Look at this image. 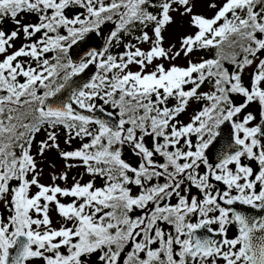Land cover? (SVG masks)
<instances>
[{"label":"snow or ice","instance_id":"1","mask_svg":"<svg viewBox=\"0 0 264 264\" xmlns=\"http://www.w3.org/2000/svg\"><path fill=\"white\" fill-rule=\"evenodd\" d=\"M194 7V0H0V21L16 25L0 29V264H264V215L235 207L264 210V0H212L211 17ZM173 12L196 29L175 52L162 35ZM22 13L36 22H22ZM108 23L114 27L98 50L91 37ZM133 29L149 49L128 42L113 55V42ZM21 33L28 42L17 48ZM73 46L81 49L75 60ZM196 49L215 56L187 67L154 63ZM90 66L89 81H73ZM252 103L257 112L245 111ZM191 104L188 120L180 119ZM59 126L66 144L73 135L88 142L60 148ZM126 145L137 166L122 158ZM52 149L65 168L81 161L103 184L73 178L62 187L56 181L67 182V171L42 183L36 157ZM233 224L238 234L229 239Z\"/></svg>","mask_w":264,"mask_h":264},{"label":"rangeland","instance_id":"2","mask_svg":"<svg viewBox=\"0 0 264 264\" xmlns=\"http://www.w3.org/2000/svg\"><path fill=\"white\" fill-rule=\"evenodd\" d=\"M212 2V0H194V12L203 14L207 17H211L214 15L215 9H211L208 7L209 3ZM218 3H223V0H217ZM183 9L181 8V11ZM174 17V23H171L167 25L162 33L163 35V46L168 49L172 48V52L177 51L180 46H181V40L184 36L190 35L195 33L196 29L192 26L189 25V17L188 16H182L180 15V12H173L172 13ZM24 23H30L34 20L33 17L25 14L22 15ZM16 25L12 27L7 28L4 26V29L6 32H10L11 30H14ZM102 34L105 36L107 30L102 29ZM152 35V34H151ZM22 37L23 34L21 33L20 37L15 40V46L18 48L22 44ZM175 47H172V46ZM138 47H141L142 50H148L150 47L149 43H144L140 44ZM71 52V51H70ZM71 55V53H70ZM202 54L197 51H193V53L189 54L188 56H185L183 52H181V55L177 57L175 60L168 61V60H157L154 61V63H163L165 67H168L170 64H176L178 66L182 67H187L189 60L192 62H199L201 59ZM132 70L136 71L138 68L136 66H131ZM255 70V64L252 66H249V69L245 72L244 76V82L247 84V82L250 80V74ZM240 99V98H238ZM197 107L196 104H191L190 107L187 109L186 113L182 114L180 119L187 121L189 115L192 113L193 109ZM258 110V105L256 103H252L249 105V107L245 111H252V112H257ZM147 140V139H146ZM68 144L65 143V146ZM71 147L74 146V143L69 144ZM36 149L34 150L35 154ZM135 155L132 153L130 150L128 153L125 155V160L129 162L131 165L135 166L136 162L134 160ZM38 161V170H42V175H41V182L45 184H50L52 183L51 176L52 175H59L61 172L67 171L69 180L67 182L57 180L56 183L60 184L62 187L63 186H71V184L74 182L73 178L75 180L80 181L81 183L87 181L86 175L83 173L82 169L78 164H72L73 167L71 168H65V161L60 158L58 151L55 149H52L50 151H47L44 155V157H36ZM36 189L33 187L32 192H35ZM62 200V197L60 198ZM51 218L53 220V225L55 227H60L61 224V217L55 212V210H50ZM223 264V262H221Z\"/></svg>","mask_w":264,"mask_h":264},{"label":"trees","instance_id":"3","mask_svg":"<svg viewBox=\"0 0 264 264\" xmlns=\"http://www.w3.org/2000/svg\"><path fill=\"white\" fill-rule=\"evenodd\" d=\"M150 10H152V9H150ZM74 11H77V9H69V10H68L69 13L74 12ZM25 14H27V15H29V16H31V17L34 18V20H33L32 22H36V19H37V18H36V16H35L34 14L22 13L21 16H22V15H25ZM21 16H18L17 19H21ZM14 25H15V22H14L12 19H10V18H4L2 21H0V29H2V30H4V31H5L4 26L7 28V26H8V27H12V26H14ZM113 27H114V26H113L111 23H108V24H105L104 26H102L101 31H102V29H106L107 32H109V30H110V29H113ZM144 30H145V31H148V32H149V35L152 34V30H151V28H149V29H144ZM107 32H106V33H107ZM139 34H140L139 29H133V33H132L131 36H129V35H123V36H122V41H121V43H120L119 45H117V44H115V42H113V46H111L110 49H109L110 52H111L113 55H117V54H119V53H122V52L124 51V47H123V45H124L125 43H128V42L134 43V44H136L137 47H138L140 44L137 43L135 37H136L137 35H139ZM39 35H40V34L37 33V37H38ZM34 39H36V37H33V40H34ZM27 42H28V41H26V40L24 39V37H22V43H27ZM21 45H22V44H21ZM21 45H20V46H21ZM70 51H71V50H70ZM70 51H69V55H70V53H71ZM194 51L200 52V53L202 54L201 59H210V58H213V57L215 56V50H214V49H196V50H194ZM70 56H71V55H70ZM22 59H26V58H22ZM201 59H200V60H201ZM199 62H200V61H199ZM225 67H228L229 70H231V66L228 65L227 63L225 64ZM248 69H249V68H247V69L245 70V72H246ZM244 76H245V73H244V75H243V77H242L243 81H244ZM202 90H205V91L208 90L207 83L205 84V86H203ZM109 110L112 111V109H110V108H109ZM56 133H57V136H58V143L60 144V148H62V149H64V150H69V151H74V150L78 149V148L82 145V143L88 142V139H89V138H84L83 140H81L80 138H78V137H74V135H73V138L71 139V143H70V144L74 143V146L71 147L69 144H68L67 146H65V140L68 139V130H67L66 128H64L63 126H59V127L56 129ZM42 138H44V133H43V132H41L40 134H38V135L36 136V140H37V141L41 140ZM146 139H147V140H146ZM145 140H146V143L148 144V146L151 147V138H150V137H146ZM35 149H36V147H35V143H34V146H33V153H34V150H35ZM130 150H131V148H130L129 146H127V145L124 146V148H123V152H122V158H123V159H125V155H126V153H128ZM159 159H161V162H162V158H159ZM134 160H135V162H136V165H135V166H137L138 163H139V158H138L137 156H135ZM68 163L78 164V166L81 167L83 173H84V174L86 175V177L88 178L87 181H85V182H83V183H86V182H88L89 180H95L96 186H101V185L103 184V180H102L101 178H99V177H92V176H90V175L87 173L86 168H85V166L82 164L81 161H78V160H76V161H69ZM132 166H133V165H132ZM83 183H82V184H83ZM61 201H62V202H70V201H71V198L62 197V200H61ZM173 202H175V201H173ZM0 213L6 214V210L3 209L2 205H0ZM91 260H95V256H93V257L91 258Z\"/></svg>","mask_w":264,"mask_h":264},{"label":"water","instance_id":"4","mask_svg":"<svg viewBox=\"0 0 264 264\" xmlns=\"http://www.w3.org/2000/svg\"><path fill=\"white\" fill-rule=\"evenodd\" d=\"M108 33L109 32H107L105 34V36H104L102 34V32H100L99 35L92 36L91 40H90V43L92 45H94L95 47H97L98 50H102L103 46L106 43V39H107ZM78 51H81V49L78 48L77 46H73V49H71V56L73 57L74 60L76 59V56H75L74 53L78 52ZM95 72H96L95 66H90L89 69L85 70V73H81L79 76L73 77V81H81V82L89 81L91 79V77L95 74ZM109 111H111V110H109ZM85 114H88V113H85ZM92 115H101V114L96 112V113H92ZM222 129H223L222 135L223 136H227L229 134V132H230L231 126L226 124L225 126H222ZM214 147H215V142H214L213 145H210L209 150H206V154L213 153L214 152ZM212 161L213 162L215 161V156L214 155L212 157ZM221 184H218V186H220ZM235 207H238L240 210L244 211L245 214H248V215L257 216V217H259L261 215H264V210L250 209L249 207L243 208V206H241V205H236ZM205 234L211 235L210 233H205ZM214 238L219 239L220 237H214Z\"/></svg>","mask_w":264,"mask_h":264},{"label":"flooded vegetation","instance_id":"5","mask_svg":"<svg viewBox=\"0 0 264 264\" xmlns=\"http://www.w3.org/2000/svg\"><path fill=\"white\" fill-rule=\"evenodd\" d=\"M244 162H245V163H251V162H248V161H244ZM252 166H253L254 168L257 167V165H255V163H252ZM218 187H220L221 189H224L226 186H224L223 184H221V185L218 186ZM193 191L195 192L196 190L193 189ZM247 207H248V206H243V208H247ZM210 227L213 228L214 230L218 228L217 225H211ZM237 234H238L237 226H236L235 224H233V225H229V226H228V231H227V237H228L229 239H231V238H234Z\"/></svg>","mask_w":264,"mask_h":264}]
</instances>
